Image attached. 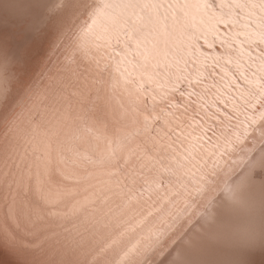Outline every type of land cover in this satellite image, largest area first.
<instances>
[{"label": "rangeland", "instance_id": "374dc122", "mask_svg": "<svg viewBox=\"0 0 264 264\" xmlns=\"http://www.w3.org/2000/svg\"><path fill=\"white\" fill-rule=\"evenodd\" d=\"M122 1L0 0V264H264V170L186 239L264 117V0Z\"/></svg>", "mask_w": 264, "mask_h": 264}, {"label": "bare ground", "instance_id": "6f19581e", "mask_svg": "<svg viewBox=\"0 0 264 264\" xmlns=\"http://www.w3.org/2000/svg\"><path fill=\"white\" fill-rule=\"evenodd\" d=\"M2 1V0H1ZM7 1V0H5ZM46 1V0H45ZM70 1V0H69ZM106 0H103V2H105ZM132 0H126V2H121L122 5L125 6V4H129L131 3ZM2 3V2H1ZM7 3V2H6ZM56 3V2H55ZM66 3V2H65ZM8 5V4H7ZM32 5V4H31ZM38 5V4H37ZM107 5V3H106ZM116 5V4H115ZM113 6V5H112ZM9 7V6H8ZM12 7V6H11ZM39 7V6H38ZM117 7V6H116ZM121 7V6H120ZM123 7V6H122ZM126 7V6H125ZM53 8V7H52ZM112 8V7H111ZM3 10V9H2ZM24 10V9H23ZM78 10V9H76ZM21 11V10H20ZM38 11V10H37ZM33 12V11H32ZM31 12V13H32ZM98 14L100 12L101 15H103L105 19L109 20V21H114L115 19V14L113 13V8L112 10L110 9H103V10H98L96 11ZM29 13V12H28ZM49 13V12H48ZM23 14V13H22ZM34 14V13H33ZM67 14V13H66ZM21 15V14H20ZM24 16V15H23ZM19 17V16H18ZM68 20V19H67ZM56 33V32H55ZM102 100V99H101ZM117 102V101H116ZM103 103V102H102ZM59 108V107H58ZM77 109V108H76ZM60 110V109H59ZM260 110V115L263 114L264 112V106L263 108H259ZM60 113V112H59ZM94 113V112H93ZM109 114V113H108ZM72 115V114H71ZM63 116V115H62ZM263 116V115H262ZM261 116V117H262ZM60 117V116H59ZM165 117V116H164ZM166 119V117H165ZM259 119L255 120V118H253V120H251V122H255V124H249V122H244L247 123L248 127L243 125V131L242 133H237L240 129H238V131H234L235 133H233L234 136V141H236L237 139L241 140L239 143L236 142L237 145H239L240 147V151L238 153H232L230 155V159H232L233 161L227 160L226 158H224L223 154H219L220 150L223 149L222 147H231L234 146V141H230L228 144L224 143L223 146H219L217 148V154L214 155V159L211 162H215V164H212V166H215V168H219V170H221V175L219 177L218 183H216L215 185H213V191L209 192L210 198L208 199L206 205L203 206H198L197 207V213L199 215L198 220L195 222L194 226L192 228H196V229H191L189 234L186 236L187 242L189 243H194L197 241V237L200 236V231L203 230L204 228H208L207 226H211V225H216L218 224V222L221 220L222 217V212L223 209L225 208L226 204V198H231L233 200H239V201H243L246 196H247V192L248 189L250 187V184H252L253 180L258 177L261 173L262 175V170H264V117L262 118L261 121H258ZM89 122V121H88ZM58 123V122H57ZM110 123V122H109ZM133 125V124H132ZM88 126V125H87ZM104 126V125H103ZM109 127V126H108ZM92 128V127H91ZM106 128V127H105ZM189 129V128H188ZM118 130V129H117ZM140 130V129H139ZM52 131V130H51ZM94 131V130H93ZM104 131V130H103ZM102 133V132H101ZM105 133V132H103ZM116 133V132H115ZM96 134V133H95ZM123 134V132H122ZM53 136V135H52ZM106 136V135H105ZM108 139L110 138H115V141H117L118 139L114 136H107ZM110 137V138H109ZM231 137V136H230ZM229 137V138H230ZM251 138V140L249 141L248 138ZM117 139V140H116ZM119 141V140H118ZM117 141V142H118ZM92 142V141H91ZM94 142V141H93ZM114 142V139L113 141ZM88 144V143H87ZM51 145V144H50ZM86 145V144H85ZM94 145V144H93ZM97 146V145H96ZM101 149V147H99ZM104 148V147H103ZM99 149V150H100ZM96 150V149H95ZM2 151V150H1ZM103 151V150H102ZM127 151V152H126ZM230 151V150H229ZM84 152V151H83ZM90 152V151H89ZM106 152V151H105ZM128 153V150H125L124 153ZM213 152H215V150H213ZM224 152L226 153L227 151L224 150ZM99 153V152H98ZM104 153V152H103ZM125 153V154H126ZM224 153V154H225ZM108 153H105V155L107 156ZM97 155V154H96ZM105 155H103L104 157H106ZM226 155V154H225ZM81 156V155H80ZM98 156V155H97ZM102 156V155H101ZM102 156V157H103ZM100 157V156H99ZM98 157V158H99ZM93 158V157H92ZM96 159V158H94ZM101 159V157H100ZM104 159V158H103ZM42 160V159H41ZM101 161V160H100ZM219 161L220 163H218L216 165V162ZM47 162V161H46ZM39 164V163H38ZM33 166V165H32ZM98 167V166H96ZM240 167V168H239ZM92 168V167H91ZM94 168V167H93ZM108 168V167H107ZM107 168L104 167V169L106 170H102V168H100V170H102L103 172L107 171ZM161 169V168H160ZM199 170V168H197ZM239 169V170H238ZM259 169V170H258ZM73 170V169H72ZM44 171V170H43ZM94 172V171H93ZM100 172V171H99ZM17 173V172H16ZM49 173V172H48ZM86 173V172H85ZM89 173V172H88ZM92 173V172H91ZM94 174V173H93ZM201 174H203V172H201ZM48 175V174H47ZM46 175V176H47ZM90 175V173H89ZM260 175V176H261ZM213 176H217V174L213 175ZM58 177V176H57ZM69 177V176H68ZM82 177V176H81ZM92 177V176H91ZM97 178V176H95ZM92 177L91 179L95 178ZM201 178H203V176H201ZM207 178H209V176H207ZM98 179V178H97ZM96 179V180H97ZM174 179V178H173ZM40 180V179H39ZM50 180V179H49ZM95 180V179H94ZM209 180H211V178H209ZM26 181V180H25ZM259 181V180H258ZM211 182H213V180H211ZM14 183V182H13ZM57 183V182H56ZM85 183V182H84ZM92 183V182H91ZM95 183V181L93 182ZM47 184V183H46ZM89 184V183H88ZM79 185V184H78ZM97 185V184H96ZM92 186V191L93 188H96L98 190V188ZM99 186V185H97ZM201 186H203V188H205V186H207V184H201ZM254 186V185H253ZM49 188V187H48ZM62 188V187H61ZM65 188V187H64ZM76 188V187H75ZM43 189V188H42ZM46 189V188H45ZM79 189V188H78ZM258 189V188H257ZM88 190V189H87ZM95 190V189H94ZM218 191L221 190V192L217 193L216 195H214V191ZM51 191V190H50ZM57 191V190H56ZM55 191V192H56ZM89 191V190H88ZM88 193V199L92 198V194L94 196V192L90 195V192ZM108 191V190H107ZM35 192V191H34ZM64 192V191H63ZM97 192V191H96ZM79 193V192H78ZM56 194V193H55ZM108 194V193H107ZM106 194V196H107ZM110 194V191H109ZM78 195V194H77ZM85 195V194H83ZM58 196V195H57ZM105 196V195H104ZM224 196V198H223ZM79 197V196H78ZM84 197V196H83ZM82 197V198H83ZM87 198V196H85ZM250 197V196H249ZM86 198H83L86 199ZM90 198V200H91ZM252 198V197H251ZM59 199V197H58ZM78 199V198H77ZM76 199V200H77ZM88 199L86 200L88 202ZM94 198H92L93 200ZM81 200V199H80ZM81 200L78 201L80 202V204L77 205H83V203L85 204V202ZM129 202V201H128ZM127 202V203H128ZM134 202V201H133ZM133 202H131L130 208L131 206L133 207L134 205ZM11 203V202H10ZM250 203V201H249ZM17 204V203H16ZM124 204V203H122ZM130 204V203H129ZM246 204V203H245ZM42 205V204H41ZM45 205V204H44ZM163 204H161L162 206ZM12 206V205H11ZM120 206V205H119ZM124 206H127V204H125ZM137 206V204L135 205ZM242 206V205H241ZM42 207V206H41ZM82 207V206H81ZM122 207V206H120ZM129 207V205L127 206ZM126 207V208H127ZM139 207V206H138ZM246 207V206H245ZM4 208V207H3ZM72 207H70L71 209ZM77 208V207H76ZM119 208V207H118ZM125 207L123 208L124 210H127ZM137 208V207H136ZM16 209V208H14ZM120 209V208H119ZM118 209V211H119ZM131 212H128L129 215L130 213H132V211L134 212V208H131ZM245 209V208H244ZM84 210V209H83ZM138 211V209H136ZM234 210V209H233ZM239 210V209H238ZM128 211V210H127ZM130 211V210H129ZM29 212V211H28ZM87 212V211H86ZM124 213V211H122ZM143 212V211H142ZM17 213V212H16ZM121 213V211L119 212V214ZM116 214V213H115ZM118 214V215H119ZM161 214V213H160ZM259 214V213H258ZM123 215V214H122ZM121 215V216H122ZM128 215V214H126ZM142 215V217H141ZM141 215H138L139 217H141V220H143L144 214L141 213ZM243 215V214H242ZM248 215V214H247ZM82 216V215H81ZM117 216V215H116ZM124 216V215H123ZM236 216V215H235ZM118 217V216H117ZM66 218V217H65ZM115 218V217H114ZM117 219H120L117 218ZM137 221V219H135ZM133 220V221H135ZM138 220L136 224L140 223ZM212 221V222H210ZM241 221V220H240ZM210 222V223H209ZM231 223V222H230ZM237 224V223H236ZM244 224V223H243ZM222 226V225H221ZM264 226V225H263ZM141 227V226H140ZM139 227V228H140ZM147 227V226H146ZM159 226H157L156 228H158ZM161 227V226H160ZM144 228V226H143ZM162 228V227H161ZM120 229V228H119ZM212 230V229H211ZM263 231V230H262ZM222 232V231H221ZM207 233V232H206ZM203 235V234H201ZM235 235V234H234ZM263 235V234H262ZM264 236V235H263ZM202 237V236H201ZM200 237V239H201ZM262 237V236H261ZM135 238V236L133 237ZM203 238V237H202ZM220 238V237H219ZM228 238V237H227ZM254 238V237H253ZM123 239V238H122ZM205 239V238H204ZM203 241V240H201ZM200 242V240L198 241ZM205 242V241H204ZM203 242V243H204ZM107 243V242H106ZM201 243V242H200ZM209 244V243H208ZM182 243H177L174 248L172 249V252L170 253L173 254L175 253V255L177 257H179L178 255L182 254V252L185 250L184 247H181ZM211 245V244H210ZM196 246V245H195ZM202 246H205L204 244H202ZM201 246V247H202ZM88 247V246H87ZM164 247V246H163ZM197 247V246H196ZM200 248V246H198ZM215 248V246H213ZM226 247V246H225ZM204 248V247H203ZM88 249V248H87ZM160 249V248H159ZM158 249V250H159ZM248 249V248H247ZM164 250V249H163ZM203 250V249H202ZM216 250V249H215ZM165 251V250H164ZM217 251V250H216ZM202 252V251H201ZM162 253V252H161ZM210 253V252H209ZM213 253V252H212ZM211 254V253H210ZM231 254V253H230ZM66 255V254H65ZM196 255V254H195ZM169 257V255H167ZM65 257V256H64ZM213 257V256H212ZM223 257V255L221 256ZM183 258V257H182ZM241 258V257H240ZM191 259V258H190ZM242 259V258H241ZM221 260V258H220ZM188 261V260H187ZM58 262V261H57ZM102 262V261H101ZM184 263V262H183ZM247 263V262H245Z\"/></svg>", "mask_w": 264, "mask_h": 264}]
</instances>
